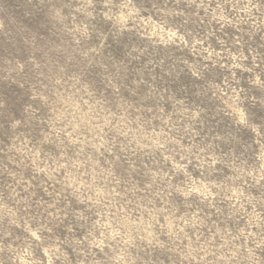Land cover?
Instances as JSON below:
<instances>
[{"label": "rangeland", "instance_id": "rangeland-1", "mask_svg": "<svg viewBox=\"0 0 264 264\" xmlns=\"http://www.w3.org/2000/svg\"><path fill=\"white\" fill-rule=\"evenodd\" d=\"M0 264H264V0H0Z\"/></svg>", "mask_w": 264, "mask_h": 264}]
</instances>
